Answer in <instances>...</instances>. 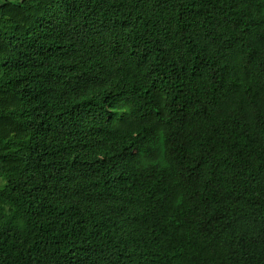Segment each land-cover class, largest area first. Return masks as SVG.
Instances as JSON below:
<instances>
[{"label": "trees", "instance_id": "trees-1", "mask_svg": "<svg viewBox=\"0 0 264 264\" xmlns=\"http://www.w3.org/2000/svg\"><path fill=\"white\" fill-rule=\"evenodd\" d=\"M0 264H264V0H0Z\"/></svg>", "mask_w": 264, "mask_h": 264}]
</instances>
